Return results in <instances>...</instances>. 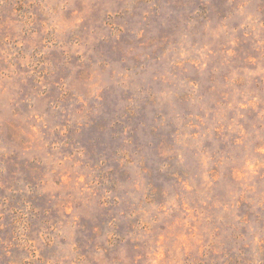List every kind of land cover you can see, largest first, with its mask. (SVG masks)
Returning a JSON list of instances; mask_svg holds the SVG:
<instances>
[{
  "label": "rangeland",
  "instance_id": "rangeland-1",
  "mask_svg": "<svg viewBox=\"0 0 264 264\" xmlns=\"http://www.w3.org/2000/svg\"><path fill=\"white\" fill-rule=\"evenodd\" d=\"M0 264H264V0H0Z\"/></svg>",
  "mask_w": 264,
  "mask_h": 264
}]
</instances>
